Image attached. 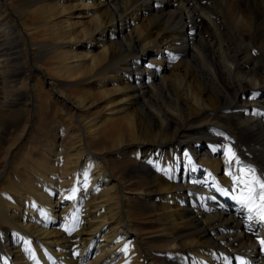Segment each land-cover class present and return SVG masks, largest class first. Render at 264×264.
<instances>
[{"label": "bare ground", "instance_id": "obj_1", "mask_svg": "<svg viewBox=\"0 0 264 264\" xmlns=\"http://www.w3.org/2000/svg\"><path fill=\"white\" fill-rule=\"evenodd\" d=\"M0 116V264H264V0H0Z\"/></svg>", "mask_w": 264, "mask_h": 264}, {"label": "rangeland", "instance_id": "obj_2", "mask_svg": "<svg viewBox=\"0 0 264 264\" xmlns=\"http://www.w3.org/2000/svg\"><path fill=\"white\" fill-rule=\"evenodd\" d=\"M38 65L44 67L46 65V60L45 59H41L37 62ZM42 69V68H41ZM44 70V69H42ZM41 78V77H40ZM40 78H35L34 79V82H35V85H36V90L37 92H39L44 98L45 96L47 95V92H46V89H45V84L42 82V80ZM40 82H41V85H40ZM43 86V87H42ZM9 89V88H8ZM6 87H5V91L8 95H11V94H14V91L12 90H8ZM4 118L3 116H0V120ZM34 135V136H33ZM35 137V134L33 132L32 134V144H30L27 148L26 147H19L13 154L12 156V160H11V165H14L15 167H21V165L19 164V161L20 160H24L26 163H28V160L26 159L27 158V155L29 154V150L32 146L34 145H37V148L38 146L40 145V141L39 143L38 142V139H34ZM9 139H11V137H8ZM79 137L77 135L76 132L74 131H71L69 129H64L63 131V138L60 139V145L59 147L61 148L63 154H71V153H74L76 152V150H80V155L76 154L77 158H92V157H86L85 155L88 156L87 153L84 154V152L82 151L81 149V145L79 143ZM175 143V142H174ZM37 150L34 151V154H33V158H36L37 156ZM29 164V163H28ZM181 176V174H180Z\"/></svg>", "mask_w": 264, "mask_h": 264}, {"label": "snow or ice", "instance_id": "obj_3", "mask_svg": "<svg viewBox=\"0 0 264 264\" xmlns=\"http://www.w3.org/2000/svg\"><path fill=\"white\" fill-rule=\"evenodd\" d=\"M229 152L231 150L229 149ZM246 175L248 178L237 180L233 176V182L235 184H241L242 188L240 195L233 197L242 206L246 207L249 212H258L260 219L264 221V174L257 175V171L254 166L248 165ZM231 175V173H229ZM257 201H260L257 205ZM251 219V216L249 217ZM260 244L264 246V240L260 241Z\"/></svg>", "mask_w": 264, "mask_h": 264}]
</instances>
